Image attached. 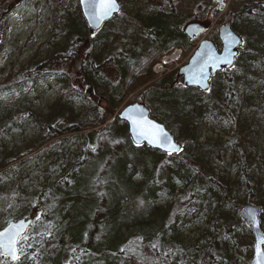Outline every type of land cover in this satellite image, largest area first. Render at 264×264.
Wrapping results in <instances>:
<instances>
[{"label": "rangeland", "instance_id": "374dc122", "mask_svg": "<svg viewBox=\"0 0 264 264\" xmlns=\"http://www.w3.org/2000/svg\"><path fill=\"white\" fill-rule=\"evenodd\" d=\"M117 1L121 12L116 18L130 19L127 37L138 33V23L154 28L164 14H172L178 21L177 26L182 25V32L194 23L206 28L205 35L195 40L197 47L203 39L212 41L209 38L213 33L217 36L218 28L230 23L217 22L225 15L230 0L217 4L222 12L216 21L209 18L197 21L187 12H181L184 5H190L189 0H176L182 5L180 11L169 0ZM79 14L81 16L78 0H0V231L32 213L42 187L51 188L61 180L60 187L72 196L81 193L85 186L79 174H67L71 165L79 160V141L74 136L63 137V143L49 147L54 139L47 141L45 135L40 139L39 126L42 119L54 116V111L60 108L62 89L67 84L70 83L76 92L71 105L78 111L86 106L88 99L106 107L108 96L98 95V84L113 86L118 83V60L112 61L109 57L111 62L108 63L105 56L108 52L94 61L100 67L99 76L88 74L91 82L84 84L80 76L73 75L71 66L58 64L59 59L63 61L62 57L76 47V37L88 38L87 29L79 30L83 26L86 28ZM114 22L113 26L117 27V19L111 23ZM174 31L178 32L177 29ZM173 32L172 27L157 31V42H168L170 37L167 36ZM108 38L105 33L95 36L86 41V49ZM143 50L140 44L131 43L125 54L139 55ZM192 53L184 56L176 49L168 60L163 57L152 68L155 80L165 84L169 75L183 67ZM50 60L57 65L46 67ZM259 61L248 62L252 69L244 79L241 106L237 113L233 106L230 108L236 119L234 123L220 105L213 107L207 99V103L205 100L181 103V119H187L189 115L192 119L181 122V126H176L175 120H169L173 128L168 131L174 136L177 127L182 141H178L182 150L179 159L165 162L170 170L160 176L147 169L134 171L129 164L124 165V178L135 187L145 188L149 204L160 211V217H165L145 236L148 253L155 255L151 250L156 249L155 256L165 264H201V255L207 251L211 252L210 264H249L252 258L253 236L249 226L240 220L239 211L250 197L249 190L254 193L252 206L264 202V65ZM218 75L211 84L215 88L222 85L219 93L223 95L221 74ZM238 79H242L240 73ZM87 85L92 92L85 96ZM133 96H128L117 108L116 115ZM235 130L249 136L250 145L244 150L234 139ZM30 149H34L35 154ZM16 156L22 157L15 162L18 167L7 172L10 166H5V161ZM244 164L250 172L242 176ZM221 186L227 190L226 198ZM235 205L242 207L237 210ZM69 210L70 207H64L40 217L20 239L24 257L16 264H68L65 253L69 247L78 251L95 247L88 235L80 238L72 231L73 218ZM235 217L242 224L235 223ZM222 219L232 226L229 232L220 231ZM47 224L51 228L44 241L38 234ZM260 225L264 233L262 210ZM92 230L95 232L94 228ZM2 258L0 255V264ZM73 264L109 263L99 257H90Z\"/></svg>", "mask_w": 264, "mask_h": 264}, {"label": "trees", "instance_id": "16d2710c", "mask_svg": "<svg viewBox=\"0 0 264 264\" xmlns=\"http://www.w3.org/2000/svg\"><path fill=\"white\" fill-rule=\"evenodd\" d=\"M169 1L175 9L180 11L182 6L180 3H177L176 0ZM142 4L146 7L145 3ZM189 4L184 5L181 12H187L191 19L197 21H204L207 18L216 21L222 12V9L213 0H189ZM123 17L115 18L119 24L117 27L113 26L115 22L109 23L95 35L99 36L105 33L109 36L105 41L86 49V41L95 36L88 34V38L85 40H83L84 36L79 38L81 41L76 37V47L62 57L63 61L58 60L59 65L71 66L73 75L80 76L84 84L91 82L88 74L93 73L99 76L100 67L94 64L99 55L102 53L105 55L108 52L105 55L109 59L108 63L117 59L118 83L113 86L98 84L100 88L98 95L108 96L105 98L106 107H101L97 102L87 98L86 106L74 111L71 99L76 92L69 83L62 89L63 103L58 110L54 111V116L51 115L39 122L40 139H43L44 135L47 137V141L54 139V143L49 147L63 143V137L74 136V139L79 141V160L71 165L67 174H79L84 179L85 186L81 193L72 196H68L60 187L61 180L51 188L42 187V191L36 197L32 213L21 218L32 220L33 226L38 223L40 217L58 212L64 207H70L71 211L69 210V212L73 218L70 228L80 238L88 235L93 240L92 243L95 247L86 251H78L76 248L69 247L65 253L68 264L90 257L102 258V260L110 262L109 264H165L155 256L157 255L156 249L151 250L152 253H155V255H151L145 247L146 234L153 227L159 226L165 217H160V211L149 204L145 188L135 187L127 178H124V165L129 164L134 171L147 169L153 175L158 173L161 176L164 174L163 172L170 170V168H166L165 162L177 161L182 151L178 156H170L145 146L137 147L132 144L126 124L119 121L116 115L117 108L124 103L128 96L134 94L123 108L134 103L144 104L149 108L151 118L164 124L168 130L173 128L169 120H175L176 126H181V122L192 119L191 115L187 119H181L182 111L179 106L181 103H195L205 99L213 107L220 105L224 112L231 115L234 123L236 119L231 114L230 108L233 106L237 113L241 106L244 79L252 69L248 62L252 59L260 60L259 64L264 65V0H230V6L225 15L217 20V22L223 23L230 21L232 29L243 39V46L234 68L220 73L224 86L223 95L219 93V88L222 85L219 88L211 85V89L207 93L199 92L196 89H186L180 84L174 86L177 71L169 75L165 84L155 80L152 68L163 57L170 56L176 49L181 50L182 55L187 56L196 48V42L190 43L187 40L182 32V25L177 26L178 21L172 18V14H164L162 19L157 21V25L153 26L154 28H148L138 23V33L133 34L132 37H127L130 19L127 17L123 19ZM79 18L82 24H85L80 14ZM168 21L171 22L170 25H168ZM167 27H172V32L175 29L178 32L170 33L167 36L170 37L168 42L158 43L157 31L165 30ZM82 29L86 30L87 28L84 26L79 28V30ZM212 36L209 39L214 41L219 48L220 44L216 34L213 33ZM131 43L140 44L144 48L143 52L139 55L134 53L126 55L125 51ZM140 50L142 49L140 48ZM127 59L129 61H125ZM49 65L52 67L57 64L50 60L45 66ZM239 73L242 75L240 80L238 79ZM218 76L216 75L213 81ZM222 98L224 101H221ZM159 112L160 114H158ZM174 131L176 141L182 142L178 135V128L175 127ZM248 138V135L245 136L238 130L234 131V139L240 149L244 150L246 146L250 145ZM30 150L33 154L34 149ZM21 158V156H16L12 160L7 159L5 166H10L7 172L15 170L18 167L15 162ZM247 172L250 170L244 164L241 175L245 176ZM220 190L226 198V188L221 186ZM249 195L250 197L244 205L253 203V191L249 190ZM257 206L264 212V202H258ZM240 207L242 206H236L237 210ZM233 221L242 224L237 217ZM229 224H226L225 219H222L220 231L229 232L232 228ZM50 228L51 225L47 224L44 231L38 234L39 239L47 241L46 236ZM18 248L20 251L19 261L21 262L24 251L20 241ZM210 256V251L203 253L201 264H210ZM2 264L12 263L3 257Z\"/></svg>", "mask_w": 264, "mask_h": 264}, {"label": "water", "instance_id": "95a60500", "mask_svg": "<svg viewBox=\"0 0 264 264\" xmlns=\"http://www.w3.org/2000/svg\"><path fill=\"white\" fill-rule=\"evenodd\" d=\"M78 1L82 19L85 23L88 33L91 36L98 34L105 25L113 21V19L121 12V5L117 0H115L117 10L102 20L97 21L91 15V8L85 4H82L81 0ZM214 2L216 4L222 5L224 0H214ZM205 32L206 28L199 23L189 24L183 30L184 36L190 43H193L194 40L204 36ZM217 39L220 43L219 50L213 41L203 39L201 42H199L187 63L177 71L174 86H177L180 81L181 85L186 89H197L199 92L207 93L211 88V80L214 76L223 71H230L234 68L235 61L239 57V50L243 45V39L232 29L230 23H224L218 28ZM88 92H92V89L89 87V85L85 87L84 95L88 96ZM129 110H132L131 114L134 117L140 118L143 121H148L149 123L158 125L160 128H162L164 132L167 133L170 143L176 146V150L171 151L167 144L161 146L155 143H149L147 139L139 136L134 130L131 121L127 119ZM117 119L126 124L127 132L133 145L137 147L145 146L153 151L170 156H178L181 152V146L176 141L175 137L162 123L151 118L150 111L144 105L134 103L126 106L117 115ZM170 151L171 154H169ZM260 214V207L249 204L244 205L239 211L240 220L249 226L253 236V255L249 264H255L257 239L264 238V233L260 225ZM31 226L32 220L20 219L9 223L4 229L0 231V233L10 229L18 228L19 236L17 237V240L19 242V240L28 232ZM16 247L18 256V259L16 260H13L11 257H5L3 254H1L13 264L17 263L19 260L18 243ZM261 249L264 250V244L261 245Z\"/></svg>", "mask_w": 264, "mask_h": 264}, {"label": "snow or ice", "instance_id": "6c2138e0", "mask_svg": "<svg viewBox=\"0 0 264 264\" xmlns=\"http://www.w3.org/2000/svg\"><path fill=\"white\" fill-rule=\"evenodd\" d=\"M81 3L91 8V15L97 21L102 20L117 10L115 0H81ZM131 113L132 110H129L127 119L131 121L134 130L139 136L147 139L149 143H155L161 146L167 144L171 151L176 150V146L170 143L167 133L164 132L162 128L158 125L151 124L148 121L136 118ZM171 151L169 154H171ZM37 219H39V216H37ZM18 236V228L0 233V254H3L5 257H11L13 260L18 259L16 247ZM262 244H264V238H258L256 243L255 264H264V250L261 249Z\"/></svg>", "mask_w": 264, "mask_h": 264}, {"label": "bare ground", "instance_id": "6f19581e", "mask_svg": "<svg viewBox=\"0 0 264 264\" xmlns=\"http://www.w3.org/2000/svg\"><path fill=\"white\" fill-rule=\"evenodd\" d=\"M56 125V124H55ZM85 127V126H84ZM79 131V130H78ZM87 132V131H86ZM67 198V197H66ZM62 210V209H61ZM141 215V214H140ZM127 218V217H126ZM110 263V262H109Z\"/></svg>", "mask_w": 264, "mask_h": 264}]
</instances>
